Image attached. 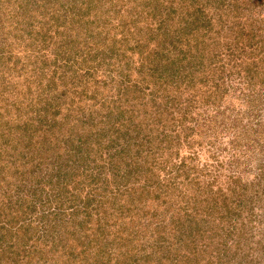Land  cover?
<instances>
[{"label":"rangeland","instance_id":"rangeland-1","mask_svg":"<svg viewBox=\"0 0 264 264\" xmlns=\"http://www.w3.org/2000/svg\"><path fill=\"white\" fill-rule=\"evenodd\" d=\"M0 53V264H264V0H0Z\"/></svg>","mask_w":264,"mask_h":264},{"label":"trees","instance_id":"trees-1","mask_svg":"<svg viewBox=\"0 0 264 264\" xmlns=\"http://www.w3.org/2000/svg\"><path fill=\"white\" fill-rule=\"evenodd\" d=\"M47 1H50V0H47ZM191 16H192L191 18H188V19L185 20L186 21L185 22V25H182V29H185L184 34H186V32L188 34L192 30H197V29L200 28V25H199V22H198L199 18L197 16H194V13H192ZM167 23H169V22H167ZM241 34H244V33L242 32ZM241 34H239L238 37H240ZM35 38L36 39L47 40L48 39V36H47V33H37L36 36H35ZM179 38L180 37H178V39ZM39 49L45 50L46 48L41 45V46H39ZM56 51L59 52V50H56ZM153 55H154V61L155 62L157 61L158 64H159L158 67H155V64H153V60H151V63L150 64H145V63L143 64L142 63V65L144 66V70H145V67H148L149 69L151 67V70L152 71L151 70H149V71H151L152 74L155 77L163 78V80H167L168 77H172V80H175L176 79V77H175L176 74H179V76H180L182 73H184L190 67L188 65V63L186 62V55H187L186 52H184V54L179 59L171 58L168 64H165V62L163 61L164 60V57H165V55L163 53H160L158 51V53H155ZM192 56H194L193 53H192ZM148 57H149V55L147 56V58ZM0 58H1V53H0ZM156 69H157V72L158 73H154L153 72ZM128 81H132V78L126 76L125 79H124V82H126V84L124 83L125 84L124 86L126 87V90L125 91L120 90L119 91V94L117 96V100H116V102H117V108L118 109H120L119 106H124V105H126V104L129 103L128 100H130V99H129V96H128L129 94L128 93L133 92V94L131 95L132 96V99H137L138 96L141 95V93H139L140 90H139L138 85L132 84V83H130ZM76 84L77 83H75V85ZM129 84H132V85H129ZM5 86H8V85H5ZM6 90H7V87H6L5 91L2 94H0V99L4 98L6 96ZM0 93H1V91H0ZM154 95H155V93H154ZM27 98L29 99L31 97H27ZM28 99H26V100H28ZM35 103H36V101H33V99H30L29 100V103H25V105L27 106V104H28V106L34 107L37 104V103L36 104ZM12 104H14V103L12 102V103H8L6 105L7 106H13ZM135 104H138V103H135ZM41 108H43V109L40 112ZM50 108H54V107L51 106ZM53 110H55V109H53ZM56 110L59 111V109H56ZM36 112H37V115H38V118H39L38 120L39 121H38V127L34 129V134H36L37 131L40 133L43 128H45V130L51 131L56 126V124L60 122V124L63 123L61 126H64V128H68V127L70 128L71 127L70 129H74V128H78L79 129V131L77 132L78 134H80L79 137H81V142L79 144V147H82V146L86 145L85 144L86 142L88 144H90L89 143V140L87 138V135L88 134L90 135V137L92 135H97L96 138L99 139L102 135L104 137L105 135H107L109 133V129L108 128H103V127H102V129L101 128H98L97 126L100 123L99 122H93V119L96 116H100L99 114H97L95 116L88 115L87 117H86V115H84L85 117L83 115H81V116H78L77 115V116H75L76 121H72L71 120V116H72L71 113L70 114H67V115L65 114L61 118H58L57 117L58 112L57 111L52 112L48 107H46V108L45 107H38L37 110H36ZM110 113H112L114 115V112H108V113H106V115L109 116V119H107L106 122H109V123L112 122L111 123V126H115V123H117V121L119 119H117V116L114 117ZM120 114L122 115L121 112H120ZM73 117H74V115H73ZM103 118H105V117L104 116H101V120H103ZM60 119H62V120H60ZM64 119H66V120H64ZM23 123L25 124V126H24L25 128L24 129L27 131L28 137L31 140L32 139V136H33V133L32 132L29 133V131H30L29 130V120L23 121ZM22 124L19 125V127H21ZM87 124L89 125V127H90V125L96 126V127H94L93 129H91V127H90V129H88V133L85 134L84 131H83V128H85V126ZM12 129L13 128L10 127V128L3 129V130L0 131V136H6V138H7L5 140L4 145H8L9 144V141L12 140V139L16 141V137H14V138L13 137L12 138L10 137L12 135L11 134L12 133L11 132ZM88 144H87V147L89 146ZM0 154H2L1 151H0ZM85 155L86 156H90L91 155V152H88L87 151L85 153ZM53 180L54 179L52 178L51 179V182H54ZM56 182H58V180Z\"/></svg>","mask_w":264,"mask_h":264}]
</instances>
